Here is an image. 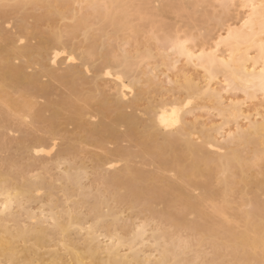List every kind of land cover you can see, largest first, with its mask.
Masks as SVG:
<instances>
[{
  "label": "rangeland",
  "instance_id": "obj_1",
  "mask_svg": "<svg viewBox=\"0 0 264 264\" xmlns=\"http://www.w3.org/2000/svg\"><path fill=\"white\" fill-rule=\"evenodd\" d=\"M81 1L83 2L84 0H6V3L9 6L6 8L0 7V75L6 68L8 69L10 67H17L27 78L31 77L33 80L35 79L36 81L38 79L37 81H39H36L37 83L34 82L31 87L26 86V83L15 89L7 88V92L9 94L6 95L4 99L2 98L0 100V107L2 106L0 110L5 113V121L0 120L1 173L6 175L7 181L13 186L20 184H22L23 186L30 179L31 183H33L36 181L35 177L37 175L39 177H44V182H46V184H51L55 181V184L47 185L48 190L50 188H53L52 193H50L49 191V193L52 194V197H50V195L47 193L48 191H43V189H47L45 188V185V187L41 189V192L37 194V197L36 194H34L32 200H30L29 202L25 203L23 201L27 210L29 209L33 213H38L39 211L40 213L43 209V212L46 213L45 211H47L49 206H51L52 204L56 202H58L59 204L61 200L62 202L66 200L64 198V195L61 194L63 192L60 193L61 190L58 189L62 186L61 181H59L60 184L56 181L58 179L60 180L61 171L64 169H69V167H77L79 169H83V171L86 172V175H84L85 178H82V176V180L79 182H81L80 184H82V187L84 186L83 190H86L91 194L89 193V195H87V198L83 197V199L85 200L80 201L82 200V197L80 196L78 198L77 196L80 195V193H78L79 190L77 189V192H75L76 189L73 188L74 190H70L74 191L71 195L73 197L69 198L71 199L70 201H78V204L80 205V207H78V211L82 220L85 222V220L87 219L86 221L87 223H89V217L93 215V213L90 211V208H92V206L96 203V199L101 198H103L105 201V204H101V209L103 208L104 214L108 210L109 205V207L115 210L116 215L121 214L119 215V217H122L121 220H117L118 224L114 223V225H111L109 222V216H107V221H102L103 225H101L102 223H98V225H100L101 227L102 234L107 229L112 231V228L114 227V229L116 230L119 229V231L115 230V234L122 236L120 234L124 233L125 235H123L122 237H129V235L126 234H132V232L129 231L131 230L129 229V226L125 227L127 226V223H129L128 225H138L139 223H144L150 226H147V229H149V231H155V227H157V229L162 228L164 229V231L167 230V232L170 233L169 235L172 240H180V244H184L185 241L190 243L188 244L191 247L184 253L183 256H181L182 258L179 264H187L188 261L189 263L193 264L194 260H196L194 261V264H232L230 259L232 256V252L230 250H227V252L224 248V251H222L223 254L224 252H226L227 255L230 254L231 256H227V258L225 256L226 254L222 255L225 258H222L221 260L223 261H221L219 259V257L221 256L216 258L215 255L218 254L214 255L212 253L214 252V250L210 247V244L207 245L201 243L203 244V246H197L196 242L199 240V238L196 237L201 238V236H198L201 235L200 233H192L189 230H184L181 227L175 228V223L171 221V219H163V217L160 216L163 211H171L172 209L164 204L167 203L165 200H170L169 197L163 198L164 194L161 193L162 195H159L160 198H156L158 192L156 195V192L152 193V191L148 190V192L150 191L152 194L150 192H147L140 198L136 199V197L134 198L133 195H130L131 193L128 189L124 188V185L118 183H109L108 180L113 175L120 176L126 167L132 168L133 171L139 169L144 171V173L146 174L152 173L153 175H160L164 178V180L167 179L169 181L177 182L173 185H177L181 188L184 187L185 190H183L186 193L190 194V196L193 198V201L201 198L203 191L199 187L187 186L184 182L182 183L184 184L182 187L180 181L177 179V173H175L176 171L172 168L171 163L161 167L157 158H150L149 156L146 157L147 155L144 156V154L142 153L141 143L143 141V136H145L147 132H150L149 130H152L150 129L151 119L159 104L162 102H170L176 99L180 100L185 96L184 91L178 89V85L179 83H181V81H179L178 84L175 83L174 87L173 84L169 85V83H167L168 79L169 81H171V77L174 78V76L179 75L177 73H180L178 71H181L182 69L183 71H181V73L184 72L188 75L191 74L190 76L193 78L200 76V72L187 65L184 59H180L179 63L175 65L177 72L175 71V69H172L170 65H165L169 63L168 61H165L167 60V58L163 59L164 56L170 53L168 49L169 42L167 43V41L170 40L169 36H174V34H176L175 32H178V36L182 38L185 37L188 46H198L201 43L206 42V40L208 41L209 38L214 37L213 35L219 32V29L221 28L220 23H222L223 20L225 21L226 19H228L226 21H237L236 19L238 15L234 12V7H232V5H229V8L227 10L223 7V5H219L217 2L210 0H194L195 2L193 0H121L123 1V3L121 2L122 4H127V15H129L128 17L129 19H131L128 20V23L129 25H132L128 27L126 26L127 29L123 28L122 30L124 31L119 32L117 31L116 27H113L114 25H110V23L108 24V22L103 23L104 21L95 13H93V8H91V6L88 7L87 5H85V3H80ZM205 2L210 5L205 4L207 6H202ZM100 3L101 1L98 4ZM168 3H170V5ZM94 4L97 5L96 1ZM192 4H195V8L191 6ZM128 5L130 8H128ZM137 5L138 8L135 9ZM100 6H103V4L101 3ZM178 6L179 8H177ZM196 6H198L199 8ZM126 7L124 8L126 9ZM129 10L131 11L129 12ZM226 11H228V13ZM133 12L135 13L133 14ZM139 12H143L141 13L143 15H140ZM240 15H242V10H239L238 19L241 17ZM228 17L231 19H229ZM85 18L87 22L86 26L84 22ZM80 19H84L80 21L82 27L77 24V21ZM231 21H229V23ZM57 32H61V35H64L62 36V41L65 43V51L67 52V54L70 53L69 55L72 54V56L76 58V62L71 63V66L69 63H64L66 64L65 66L67 68L64 66V64L61 65V63H63L62 61H65L63 59H66L65 57H67L65 54L62 55L59 59V62L61 63H59L58 66L55 65L56 68L51 66L50 62L45 61L44 57H42L45 56L43 55L44 51L47 53L49 48H51L50 46H52L49 41L52 38L50 36L52 35V33L57 34ZM133 32L135 36L133 35ZM19 40L22 41L19 42ZM45 41L48 43L47 46V43L45 44ZM93 43H95V45ZM14 47H17V50L18 47L19 50L26 47L23 52H26V49L29 50V52H27L28 54L25 53L23 57L21 56L20 58V56L14 55V53L16 52ZM88 47H92V51L90 53H93V55L90 54V56H88L86 60L84 58L86 56L84 55L89 53L88 51H86L87 49H90ZM93 48L95 50H93ZM107 48L109 49L106 50ZM32 49H34V51H32ZM103 49L105 51H102ZM9 51H12V53H10ZM100 51H102V53L106 52L107 54H104L107 57L112 56L119 58L120 55L128 53L127 55L129 56V58H131L129 59L130 61L134 62V60H140V63L137 61L138 63L136 62L137 64H135V66H133V64L131 67L122 63L124 66H126L125 68L129 69V73H125L126 76L124 77V81L125 83H129L130 86L132 84L131 88L133 90V94L126 98V107L124 106L125 104L122 105V107L124 106L125 108H121L122 110L119 111H124L122 113L125 115L128 114L127 117H129V115L131 116L130 118H132L133 121L130 122V125H132L131 123L134 124V126H132L133 131H131L132 128H130L129 131H126V128L128 126L114 122V118L119 112L114 109L115 107L112 104L113 99H116V96H118V93H116L117 86L115 85L116 83H114V80H112V78H108L103 75L104 72L109 69L112 74L127 70L124 69V66L118 67L115 64H112L110 68L107 69L106 65L108 66V64H106V61H104L105 59L102 60L103 58L101 59V57L99 56L100 54H102L100 53ZM145 51H147L148 53ZM30 52H32L33 55ZM37 53H40L42 58ZM137 53L145 55L143 56L144 59L142 55L136 56ZM29 54L30 56H28ZM133 58L134 60H132ZM161 59L166 63L161 65ZM116 64L122 65L121 62H118ZM42 65H44V67ZM49 67L55 70H51L49 69ZM72 67H75L76 70L74 68L72 69ZM86 67L87 69H85ZM152 68L155 69V73L153 72L154 76H152ZM165 68L167 70H165ZM63 69L72 70L70 75L65 76L66 79L64 77L62 78L63 80H65V82H62L63 80L61 81V78L58 79L54 77L52 79V77L56 76L57 74L51 76V71H56L54 73L58 72V74L62 77V71L64 72ZM73 70L78 73L81 72V74H78L79 76L75 75ZM170 70L173 73L171 72L167 74V72H170ZM163 71L165 73H162ZM44 73H47L48 75ZM73 74L75 75V77H77V79L72 78ZM125 74H123L122 76H124ZM59 75L57 77H59ZM175 78L173 81L179 80ZM220 79L222 80V77L218 76L217 82H219ZM48 80L49 82H47ZM40 83H43L45 85L46 90H39L42 87ZM37 84L41 87H38ZM36 86L37 88H35ZM71 88L75 89L72 90ZM26 89L28 90L27 94L29 92L28 95L30 96H27V94H23V91H26ZM75 90L79 92L80 95H78L79 93L77 92V94H74V92H72ZM42 92H45L44 94L46 96L44 95L43 97V95H41ZM138 93L142 94L138 95ZM22 95H24V99H22ZM232 95L234 96V99L245 100L243 94L240 91L230 93V96ZM87 96L90 98L88 102L85 99L88 98ZM139 96V100L135 101ZM9 98L12 101L15 100L18 103L19 107L14 108V106L9 105L11 107L8 108L6 100H8ZM105 99L106 102L108 101L107 108L105 107V109L107 110L102 111L100 109L102 106L100 107L99 101ZM20 101H23L22 104ZM24 101L27 105L29 103L34 105L31 109L29 108L31 115L34 113H38L39 111H44V114L41 113L40 120L36 119L34 121L33 118L31 119V115L30 113H28V110L26 112L27 114H20V111L23 109V107L26 108V105H23ZM195 102L197 101H194L193 104ZM249 102L250 101H246V103L248 104L246 106H251V109L253 108V104L257 103L256 101H252L250 103ZM196 104L198 105V103ZM74 106L83 109V113L81 115L82 117L74 115L72 109V107ZM199 106H195V108L193 106V110L187 112V114L184 115L186 124H190L191 122L196 121L200 124H204L208 128L219 126L222 123L221 120L216 117L217 113L214 112L215 110H213V108H211L212 106L210 107V105H206L204 107L205 109L202 108V106H200L201 108ZM247 108L248 107H246V109ZM70 109H72V111ZM55 112H57V117ZM7 113L9 114L8 116L6 115ZM22 114H24V117L20 116ZM244 114H246V112ZM26 115H30V119L25 118ZM51 115H53L52 117L54 118L56 117L55 120L57 121H54L55 124H57L56 122H58L53 132H49L50 130H47V128H49V126L47 125V119L52 118L50 117ZM42 117H44L45 120ZM75 117L82 119V121L78 122V119H74ZM130 118H128L129 121L132 120ZM50 120L51 119H49V121ZM50 122L54 123L53 121ZM244 122L245 121L242 120V117H240V119L231 121L226 129H229L233 133L236 125H240V127H243L241 124L244 125ZM124 123L128 124V121L127 123ZM111 125H118V127L116 126V128H112ZM86 126L91 130L97 129L99 132L96 131L97 133L91 134L87 131ZM101 126L103 127L101 128ZM102 129L110 132V134L116 132V136L115 134H113L114 137H111V135L107 132V134H102L103 136H99ZM113 129L117 131H113ZM172 133H175V131H173ZM160 134L162 133L160 132ZM178 137L181 142L179 141L176 146L179 145L178 149H180V143H182V141L186 139V137L184 135ZM157 140V143L161 142V138ZM202 142V138H200L199 140L195 141V144L197 146H200ZM149 145L152 146L154 144ZM39 146L48 152L50 151V153L48 155H36L34 151ZM243 148V146L238 147L241 156L245 159L251 158V152L254 147L251 145L246 146V148H250L249 150L245 148L247 151H249V154L244 151ZM207 153L209 155H212L213 157L219 155L218 153L210 151L208 149ZM246 153L249 155L248 157ZM258 160L256 164H251L249 166L244 179L239 178L240 174L235 173L236 169H233L231 174H229L230 176L228 182L230 186L227 196V201L229 203L227 206H229V210L227 209L225 212V214L227 215L226 218H224L225 214L224 217H222V215H218L223 219H227V221H229L227 223H230L232 226L235 225L237 231H241L243 229V223L235 218L234 215L236 213L252 211L254 208L253 201L255 200H258V203L264 207V159L259 158ZM58 163H60V167ZM108 163H115V168L109 169L105 165ZM182 164L184 166H188V161L185 160L182 162ZM202 169L204 168L202 167ZM202 173L204 174L199 177L192 178V180L194 179V181H192L193 183L197 182L194 185L197 186L210 183L209 186H211L210 189L212 190V192H219L220 188H222L220 187V180L222 179L221 175L217 174L215 176L213 175L209 177L207 170H204V172ZM218 177L219 179H217ZM47 180L50 181L48 182ZM183 181H187V177L186 179H183ZM164 184L165 183L163 182L161 183L152 181L151 179H148L145 183H143V185L146 187H150L151 185L160 186L162 192L166 190L164 189ZM70 189L72 188L70 187ZM76 202H71L70 205L65 206L71 207ZM217 203H219V200L216 196H214L211 200H206L203 203L202 207L203 209H205V211L213 215L212 207ZM62 205L63 203L61 204V206ZM38 206H42L43 208H37ZM32 210H34L35 212ZM14 212L15 216L18 217L17 219H19L22 223L25 222V224H27V221L23 219L21 220V218L25 217L22 211L19 212L18 209H14ZM18 213L19 215H23V217L21 216L19 218ZM107 213L108 212H106V214ZM83 215L84 218L86 217V219H83ZM215 215H213V217H215ZM178 216L179 215L177 214L176 217ZM185 217L187 219H185L186 222H197V217L193 214H187V216ZM85 223L84 226L87 224ZM91 224L89 223L87 227H89ZM104 224L106 225L104 226ZM87 227L85 226V228ZM120 227H125L126 230H128L126 231L127 233L123 232L124 229H121ZM75 229L76 228L73 229L74 233H72L73 230L71 231L72 238H77L76 240L83 238V232L77 234L75 233ZM160 229L158 230L161 231L162 229ZM150 233L151 231L147 233L146 237L148 238H145L146 242L144 243H147L149 241ZM73 234H75V237L73 236ZM79 234H82V236L79 237ZM47 238L49 239V241H51V237ZM150 244H152V242H149V246H147L151 248ZM143 246L145 247V249H143ZM143 246L140 249H143L145 250L143 252H146V249L148 247L146 248V244H144ZM147 250L148 252L150 251V249ZM21 256L23 255L21 254L20 257ZM196 256H198L199 258ZM170 262L171 264H174L172 260H169L167 264H170Z\"/></svg>",
  "mask_w": 264,
  "mask_h": 264
},
{
  "label": "bare ground",
  "instance_id": "obj_2",
  "mask_svg": "<svg viewBox=\"0 0 264 264\" xmlns=\"http://www.w3.org/2000/svg\"><path fill=\"white\" fill-rule=\"evenodd\" d=\"M95 1L97 5L94 4ZM100 1L103 4V6H100L101 3L98 4ZM210 1H214L217 2L219 5H223V7L227 10L229 8V5H232V7H234L233 8L234 12L239 16V10L240 11L242 10V15H240L241 17L239 19L237 16L236 22H232L231 20H229L231 21L229 23V21H226L228 19H226L225 21L223 20L224 22L222 21V23H220L221 28L219 29V32L213 35L214 37L209 38L208 41L210 42L206 40V42L201 43L198 46H192V45L188 46L185 37L182 38L178 36L177 35L178 32H175L176 34H174V36H169L170 40L168 39L169 41H167V43L169 42L168 49L170 53L168 52L169 54L164 56V58L162 57L163 59L167 58V60L165 61H168L169 63L165 64L166 62L161 59L162 60L161 65L163 64L168 66L170 65V67H172V69H175L176 71L175 65L179 63L180 59H184L187 65L191 66L192 68L200 72V76L193 78L190 76L191 74L188 75L187 73L184 72L181 73V71H183L182 69L181 71L180 70L178 71L180 73H177L180 76L175 74L180 78L174 76V78L176 77L179 80L173 81L174 78L171 77L172 78L171 81H173L171 82L167 78L168 79L167 83H169V85L173 84L174 87H175V83L178 84L179 81H181V83H179L178 85V89L184 91L185 96L183 99L180 100L176 99L170 102H162L159 104L151 119L150 129L152 130H149L150 132H147V134L143 136L142 138L143 141L141 143L142 153L144 154V156L147 155L146 157L149 156L150 158H157L161 167L171 163L172 168L175 169L176 171L175 173H177L176 175L178 176V178L177 176L176 178L180 181L182 187L184 185L182 184L183 182L187 186L199 187L203 191L201 198L193 201V198L190 196V194L184 191L185 190L184 187L181 188L177 185H173L176 184L177 182L169 181L166 179L168 181L167 182L160 175H156V174L153 175L152 173L146 174L144 173V171L139 169L133 171L132 168L126 167L120 176L113 175L110 177L108 182L124 185L125 186L124 188L128 189L131 193L130 195H133L134 198L136 197V199L140 198L143 194L147 193L148 190L152 191V193L156 192V195L158 192L156 198H158L161 193L164 194L163 198L169 197L170 200L169 201L165 200L167 203L164 204L172 209L171 211H165V212L163 211L162 213L160 212L161 213L160 216L163 217V219H171V221L175 223L174 224L175 228L181 227L184 230L187 229L192 233H196V232L200 233L201 235L196 234L198 236H201V238L196 237L199 238L198 241L196 239L197 246L198 245L200 247L201 245L203 246V244L201 243L207 245L210 244L211 245L210 247L213 248L214 250V252L212 253L214 255L218 254L215 255L216 258L219 256H221L219 257L220 260L222 258L223 259L225 258L224 256H222L226 254V252H224V254L222 252L224 251L225 248V251L230 250L232 252L229 253H231L233 257L230 254L225 255L226 257L231 256L230 259L232 264H264V207L258 203L259 201L255 200L256 198L254 197L255 201H253L254 208L252 211L239 212L234 215L236 219H238L240 222L243 223V229L241 231H237L235 225L232 226L230 223H227L229 222L227 221V219L222 218L224 217L226 210L227 209L229 210V206H227L229 204L227 201L228 200L227 196L230 186L228 182L230 176L229 174H231L233 169H236L235 173H239L240 174L239 178L244 179L246 171L248 170L249 166L251 164H256V162L259 161L258 160L259 158L264 159V0H210ZM121 2L123 3V1L121 0L119 1L118 0H84L83 2L81 1L80 3H85V5H87L88 7L91 6V8H93L92 9L93 13L99 16L104 21L103 23L108 22V24L110 23V25H114L113 27H116L117 31L121 32L124 31L122 30L123 28L127 29L128 26L132 25V24L129 25L128 23V20L131 19H129L128 17L129 15H127L128 14L126 7L127 4L124 5ZM206 2L202 6H207L205 5L208 4ZM168 4L170 5V3ZM179 6L177 8H179ZM191 6L195 8V4H192ZM124 7H126V9ZM128 8H130L129 5ZM137 8L138 5L135 9ZM131 10H129V12ZM226 12L228 13V11ZM134 13L135 12H133V14ZM141 13L143 12H139L140 15H143ZM81 20L84 19H80L77 21V24L80 26H81V22H80ZM84 22L86 26L87 25L86 18ZM61 34H62L61 32H57V34L52 33V35L50 36L52 38L51 40H49L52 46H50L51 48H49V50L47 47L48 52L46 53L44 51L43 54L47 58L45 56H42L44 57L45 61H49L51 66L55 68L56 66L59 65V63H61L59 62V59L64 54L67 57H65L66 59H63L65 61H62L63 63H61V65H63L64 63H69L71 66V63L76 62L75 61L76 58H74L72 54L69 55L70 53L67 54V52L65 51V43L62 41L63 40L62 36L64 35ZM20 41L22 40H19V42ZM46 43L47 42L45 41V44ZM93 44L95 45V43ZM47 45L48 43L46 44V46ZM16 48H15L16 52L14 53V55L20 56V58L21 56L23 57L25 53L28 54L27 52H29V50L27 49L25 50L26 52H23V50L26 47L20 50L19 47L18 50ZM88 48L90 49L89 50L87 49L86 51H88L89 53L84 55L86 56L84 57L86 60L87 57L90 56V54L93 55V53H90L92 51L91 50L92 47H88ZM108 49L109 48H107L106 50ZM93 50L95 49L93 48ZM32 51H34V49H32ZM102 51L105 50L103 49ZM102 51H100V53H102ZM9 52L12 53V51ZM30 53L33 55L32 52ZM104 53L107 54L106 52ZM104 53L100 54L99 56L101 57V59L103 58L102 60L105 59L104 61H106V64H108V66L105 64L107 69H109L112 64H115L118 67L124 66L122 63L131 67L133 64H134L133 66H135V64H137L140 61L139 59H137L138 61L137 62L136 60H134V58L132 59L134 60V62L130 61L129 59L131 58H129V56L127 55L128 53H124L123 55H120L119 58L112 56L107 57ZM37 54L40 55V53ZM101 55L102 56L105 55V56L102 57ZM139 55H142V57L145 56L143 54H138V53L136 56ZM28 56H30V54ZM118 62H121L122 65L116 64ZM65 65L66 64H64V66ZM42 66L44 67V65ZM125 67L126 66H124V69L127 71H122L120 73L116 72L112 74V72H110L109 69L106 70L103 74L105 77L112 78V80H114V83H116L115 84L117 86L116 93H118V96H116V99L115 98L113 99L112 104L115 107L114 109H116L117 111L122 110L123 108L126 107L127 105V103L125 102L127 100L126 98H128L130 95L133 94L132 93L133 90L131 88L132 84L130 86L129 83H125L124 81V77L126 76L125 73H129V69ZM73 68L75 69V67H72V69ZM153 68L151 69L152 73L155 71V69ZM49 69H51V67H49ZM65 69H63L64 72L61 70L63 74L62 77L61 75L58 74V72L54 73L56 71H51V76L57 74L56 76H53L52 79L54 77L58 79L61 78L60 79L61 81L63 80L62 79L63 77L66 79L65 76L70 75L72 70L69 69L65 70ZM85 69H87V67ZM51 70H55V69L52 68ZM56 70H60V69H56ZM165 70L167 69L165 68ZM73 72L75 73V75L81 74V72L78 73L75 72L74 70ZM171 72L172 71L170 70V72H167V74ZM154 73L152 76H154ZM162 73L165 72L163 71ZM123 74L125 75L122 76ZM58 75L59 77H57ZM75 75L73 74L72 78L77 79ZM218 76L222 77V80L220 79L219 82H217ZM36 81L35 79L33 80L31 77L27 78L23 74V72L17 67H10L8 69L6 68L0 75V100L2 98L4 99L5 96L9 94L7 92V88L15 89L26 83H27L26 86L31 87V85H33L34 82L35 83L39 82ZM47 82H49V80ZM62 82H65V80H63ZM41 85L42 87L38 86L37 84L38 87H41L39 90L41 91L46 90L45 85L43 83ZM37 86L35 88H37ZM27 91H28L27 89L26 91H23V94H27ZM237 91H240L243 94L245 100L234 99L233 95H232L233 97L230 96V93ZM72 92H74V94L79 93L76 90ZM44 93L45 92L41 93L43 97L45 95ZM142 93H138V95ZM28 94L27 96H30ZM78 95H80V93ZM22 97H23L22 99H24V95H22ZM139 98L140 96L136 98L135 101L139 100ZM85 99L88 102L90 98L88 97ZM194 101L197 102L193 104ZM246 101H250V102L256 101L257 103L253 104V108L251 109V106H246L248 105ZM99 102H100L99 103L100 107L101 106L104 107V108L101 107L100 109L102 111L107 110L105 109V107L107 108L108 101L106 102L105 99ZM196 103H198V105ZM6 104L5 105L8 108H10L11 106H14V108L19 107L18 103L15 100L14 101L10 100V98L6 100ZM23 105H26V108L22 106L23 111L21 110L20 114L21 113L27 114L26 112L28 110L29 111L28 113H30L31 115L29 108L31 109L32 106L34 105L30 103L27 105L25 104V101ZM122 105H124L125 107L124 106L122 107ZM185 105H187V107H185ZM199 105L202 106V108H204L206 105H210V107L212 106L211 108H213V110H215L214 112L217 113L216 117L219 118L222 123L219 126L208 127V128L204 124H200L196 121L191 122L190 124H186L184 120V115L187 114V112L193 110L192 109L193 106L195 108V106L197 107ZM246 107L248 108L246 109ZM72 109L75 116L82 117L81 116L83 113L82 108L74 106L72 107ZM72 109L70 110L72 111ZM122 112L124 111H119L116 114L114 118V122L128 126L126 128V131H129V129L132 128V126H134L133 123H131L132 125H130V122H132L133 119L130 118L131 117L130 115L129 117H127L128 114L125 115ZM245 112L246 114H244ZM41 113L44 114V111L42 112L39 111L38 113H34L31 115L32 117L30 115L28 116L26 115L25 118H29L30 116V118L31 119L33 118L34 121L36 119L40 120ZM55 113L57 117V112ZM6 115L8 116L9 114L7 113ZM23 115L24 114L20 116L24 117ZM52 116L53 115H51L50 117ZM4 117H5V113L0 110V120L5 121ZM240 117H242V120L245 121L244 125L241 124L243 127H240V125L238 126L236 125V128L233 133L229 129H226V127H228L231 121L240 119ZM42 118L45 120L44 117ZM55 118L52 117L49 119H51L50 121L54 122L57 121L55 120ZM128 118L132 120L129 121ZM49 119H47L48 121L47 125L49 126L47 130L48 131L50 130L49 132H53L58 122H56L57 124H55V122L54 123L50 122ZM74 119L75 120L78 119V122L82 121V119L80 118L75 117ZM127 121L128 124H125L124 122L127 123ZM111 126L112 128L113 127L116 128V126L118 127V125L116 126L111 125ZM102 127L103 126H101V128ZM103 130L105 129L101 130V134L100 135L98 134L99 136L107 133L110 134V132ZM87 131L90 132L91 134H95L99 132L97 129L91 130L88 127H87ZM113 131H117V130L113 129ZM131 131H133V128L131 129ZM173 131H175V133H172ZM160 132L162 134H160ZM113 134H115L116 136V132H113ZM113 134H110L111 137H114ZM181 135H184L186 139H184L182 143H180L181 144L180 149H178L179 145L176 146V144L179 143L180 139L178 136ZM158 136L159 138H161V142L159 143H157L158 141L157 139H159ZM200 138H202L203 142L200 146H197L195 144V141L199 140ZM219 140L222 142H220ZM149 144H154V145H152L153 146L152 147ZM250 145L254 147L252 152L250 151L252 156L251 158L245 159L241 156L238 147L243 146L244 147L243 150L249 154V151L246 150L248 149L246 148V146H250ZM207 149L216 152L219 155L213 157L212 155H209L207 153ZM34 153L36 155H48L50 151L48 152L39 146L34 151ZM247 153L246 155L248 157L249 155ZM185 160L188 161V166H184L182 164V162ZM58 165L60 167V163H58ZM105 165L109 169L115 168V163H108ZM201 166L204 169H202ZM204 170L205 171L207 170L209 177L213 175L215 176L217 174L221 175L222 179L220 180V187L222 188H220L219 192H214V191L212 192V190L210 189L211 186H209L210 183L197 185V186L194 185L197 182L193 183L192 181H194V179L192 180V178H196L203 175L204 173L202 172H204ZM82 171L83 169H79L77 167L76 168L69 167V169L62 170L60 175V180L58 179L56 181L57 182L61 181L62 186L61 188L58 189L61 190L60 193L63 192L61 194L64 195V198L66 200L63 199L64 202H62V200L61 201L57 200L60 201L59 204L58 202H56L51 206H49L48 210L45 211L46 213L43 212L44 211L43 209L42 212L40 213L39 211L37 213L34 210H32L36 214L31 212L29 209L27 210L25 207V203L32 200L34 194H36L37 197V194L41 192V189H43L45 185H46L45 188L47 189L45 190L43 189V191L46 192L48 191L47 193L50 195V197H52L51 196L52 194L50 193H52L53 188L52 189L50 188L48 190L47 185H53L55 184L54 183L55 181L52 182L51 184L50 183L46 184V182H44L45 178L42 177L41 175H40L41 177L37 175L35 177L36 181L33 183H31V179L29 178L30 180L27 181L23 186L22 184H20L21 186L20 185L13 186L11 183L7 181L6 175L1 173L2 171H0V264H167L169 260H172L174 264H179L182 258L181 256H183L184 253L187 250H189V248L191 247L189 246L190 243L185 241L184 244L183 243L180 244L179 243L180 240L176 241L175 238H173L175 240H172V238L169 235L170 233H168L167 230L164 231V229L162 228H161L162 230L158 228L161 231H159L157 227H155L154 229L155 231L150 230L151 233L150 236L148 235L149 236V241L147 242L148 244L144 242H146L145 238H148L146 237V235L150 231L147 228L150 226L144 223L142 224L139 223L138 225L137 224L128 225L129 223H127V226L122 225L125 227L129 226V229H131L129 231H131L132 234L131 233L126 234L129 235V237H122L123 235H125L123 232L128 231L126 230L125 227L124 228L120 227L121 229H124L122 232L123 234H120L121 232L119 233L122 236L115 234L116 229H114V227L112 228L113 229L112 231L107 229L102 234L101 227L100 225H98V223H102V221H107V216H109L110 224L114 225V223L118 224L117 220H121L122 218L119 217V215L121 214L117 213L119 215H116L115 210L109 207V205H108V210L106 211L108 213L106 214L105 212L104 214L103 208L101 209L102 207L101 204H105L103 198H101L102 200L96 199V203L92 206V208H90L91 210L89 209L93 213V215L89 217L90 221L92 220L91 221L92 224L90 221H88L91 225L87 227L89 223H87L86 217L84 218L83 215V219H86L85 222L87 224L80 217L78 211V207H80V205L78 204V201L77 202L73 200L70 201L71 199H69L70 197H73L71 195L72 192H74L70 190L76 189L75 192H77V189L79 190L78 193H80V195L77 196L78 198L80 196L82 197V200L80 201L85 200L83 199V197L87 198V195H89L90 193L86 190H83L84 186L82 187L81 186L82 184H80L81 182H79L82 180V178H85L84 175H86V172L85 171L82 172ZM186 177H187V181H183V179H186ZM148 179H151L152 181L165 183L164 189L166 190L165 191L163 190L164 192H162L161 187L157 185H155L157 187L153 185H151L150 187L144 186L143 183H145ZM217 179H219V177ZM47 181L49 182L50 180ZM70 187L72 189H70ZM214 196H216L217 199L219 200V203L214 204L212 207L213 208L212 214L215 215L217 213L216 214L217 218L216 215L215 217H213L211 213H208L202 207L203 203L206 200H211ZM71 202L73 203L76 202V203L71 207L65 206V205H70ZM62 203L63 205L61 206ZM39 207L43 208L42 206H38L37 208ZM14 209H18L19 212L20 211L23 212L25 217H23V215L21 214L19 215V213L18 215L19 218L22 216L23 218H21V220L23 219L27 221L26 222L27 224H25L24 221H23L24 223H22L19 219H17L18 217L15 216ZM177 214L179 215L178 217H176ZM187 214L195 215L197 217V222L196 221L193 223H189V221L186 222L185 216H187ZM218 214L222 215V217H219ZM226 217L227 215L225 214L224 218ZM219 218L222 219L220 220ZM84 223L86 224L85 226L87 228H85ZM101 225H103V223ZM105 225L106 224H104V226ZM74 228H76L75 233L77 234L83 232L82 233L83 238L79 240H76L77 238L76 239L72 238L71 231ZM116 231H119V229H117ZM72 233H74V230ZM82 234L81 235L79 234V237L82 236ZM74 235L75 234H73V236ZM47 237L49 238L51 237L50 239L51 241H49ZM149 242L150 243L152 242V244H150L151 248L148 247ZM144 244H146V248L148 247L147 249H150L149 252L146 249V252L148 253L143 252L145 251L143 250L145 249V247L143 246ZM142 246L143 249H140ZM21 254L23 256L20 257ZM187 264H192V263H189L188 261Z\"/></svg>",
  "mask_w": 264,
  "mask_h": 264
},
{
  "label": "snow or ice",
  "instance_id": "obj_3",
  "mask_svg": "<svg viewBox=\"0 0 264 264\" xmlns=\"http://www.w3.org/2000/svg\"><path fill=\"white\" fill-rule=\"evenodd\" d=\"M9 5L6 3V0H0V7H8ZM187 107V105H185ZM175 111V110H174Z\"/></svg>",
  "mask_w": 264,
  "mask_h": 264
}]
</instances>
